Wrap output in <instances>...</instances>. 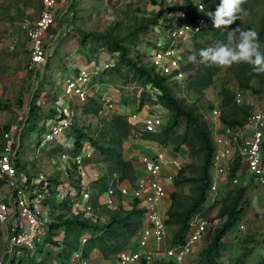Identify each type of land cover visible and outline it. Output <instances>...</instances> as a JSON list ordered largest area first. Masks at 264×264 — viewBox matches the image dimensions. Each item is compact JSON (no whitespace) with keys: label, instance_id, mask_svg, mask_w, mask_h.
I'll use <instances>...</instances> for the list:
<instances>
[{"label":"built area","instance_id":"1","mask_svg":"<svg viewBox=\"0 0 264 264\" xmlns=\"http://www.w3.org/2000/svg\"><path fill=\"white\" fill-rule=\"evenodd\" d=\"M66 2L67 0H40L38 15L17 25L29 41L28 50L31 58L26 70L34 74V80L37 79L35 70L46 62V34L54 27L58 10ZM197 3L203 1L193 0L192 10L197 15L195 24L192 25L184 13H177L183 18L180 23L168 27L167 44L161 41L156 43L157 48L153 49L148 57L150 64L159 75L177 81L179 87L183 85L188 75L183 52L181 53L182 46L192 41L202 28L210 24V17L197 10L195 6ZM204 7L206 10L205 5ZM80 61L82 65L76 66ZM115 63L116 55L110 54L107 49L102 48L95 57L89 59L85 58L82 52L77 53L75 62L71 64L70 70H67L66 76L58 84L60 90L55 91L57 98L53 101V115L45 123L42 121L44 118L41 117L43 122L41 127L44 131L38 137L39 141L34 144V157L37 162L43 152L52 153L51 164L57 174L55 180L44 171L29 174L20 168L21 134L26 128L25 121L32 99L29 98L24 111L16 121L7 125V129H5V120L0 116V128H2L0 181L4 190L0 198V264H19L22 260L30 259L37 251L45 250L46 247L60 252L62 247L54 245L52 241L61 244L64 231H59L49 240L50 226L55 222L56 216L65 212L56 211L54 208L65 202L69 207V211L65 214L94 222L98 221L97 211L102 207L116 211L120 206L129 209L136 202V207L142 210V224L126 249L117 255L118 264H141L142 260L150 264L154 257L160 254V248L166 245L167 209L163 210V205L166 200L169 201L170 193L159 179L162 177L165 181L172 182L175 173L166 168L163 157L157 155L140 158L138 161L143 165L142 175L134 184L120 181L117 175H113L108 179L104 192L99 194L93 187L98 179L92 178L90 173L95 152L93 146L85 141L80 151H77L76 145L71 148V138L72 136L76 138V135L73 133L70 136L69 132L74 126L81 105L97 95L93 92L94 86L105 83L102 81L103 74ZM105 102L110 103L108 100ZM234 102L238 106L251 105V99H245L244 92L239 90L235 92ZM153 107L160 108V111L152 113L146 109L144 115L141 110L134 109L126 116L132 125H141V132L156 133L168 119L169 113L159 105ZM161 112L165 113L161 114ZM220 113V105H218L206 116L210 130L213 131L215 153L211 161V185L207 193L205 209L218 197L221 183L236 185L244 169L254 179L256 185L264 188V153L261 148L264 142V100L259 109L251 112L242 129L223 127L220 123ZM56 114H59L58 119H55ZM216 120L218 125L214 122ZM235 158L240 161L239 170L229 181L231 163ZM175 167L180 169L178 164H175ZM119 198L128 200L129 207L123 201L119 203ZM202 213L192 215L185 243L169 247L163 252V257L160 259L163 264L169 262L192 264L195 259L194 251L202 241L208 225ZM242 222L239 224V231L244 229ZM92 236V232L84 231L79 237L80 248L73 251L64 263L57 264H88L83 247Z\"/></svg>","mask_w":264,"mask_h":264},{"label":"rangeland","instance_id":"2","mask_svg":"<svg viewBox=\"0 0 264 264\" xmlns=\"http://www.w3.org/2000/svg\"><path fill=\"white\" fill-rule=\"evenodd\" d=\"M178 1L179 0H162L161 8L165 11L177 4ZM40 7V0H0V81H4V85L0 86V110L4 108V110L9 111V113L13 115L12 122H14L19 117L20 113H22V106L26 107L29 98L32 99V101L35 100L36 104L41 107L40 116L34 121L33 127H31L30 130L25 128L22 131L20 143L21 154L19 155V158H21L20 165L22 169L29 174H37L38 172L44 171V173L50 175V177H53L55 180L57 174L53 171L51 164L52 153L43 152L36 162L34 157V144L39 141L38 137H40L44 131L41 127L43 126L42 121L45 123V121L51 117L50 111L53 109V101L57 98L55 91L60 90L58 84L60 80L66 76L67 70H70L71 64L75 62L76 54L82 52L84 57L88 59L95 57L98 54L97 49H106L104 43L107 39L95 40L94 36L110 33L112 36L118 37L120 41L128 47L129 58L139 65L152 67L154 69L149 62V55L153 48H156V43L161 41L167 44V28L170 25L173 26L180 23L183 17L181 14H177L176 11H165L163 13L164 17L161 19H166L165 22L161 21L156 28L150 27L147 33L138 32L135 37H132L130 32L136 30L139 26L148 24L155 13L160 9V6L154 5L152 0H67L65 5L58 10L54 27L46 34L45 46L47 58L45 64L35 70L37 79H33L29 84L24 83L22 88L17 90L16 87L13 88L11 78L15 72L21 69L29 74L30 71L26 70V66L29 64L31 58V54L28 50L29 41L25 33L19 30L17 25L22 21L35 18L39 13ZM261 13L262 10H258L255 14L250 16L246 11L240 10L237 14L238 19L234 21L232 25H229L228 28L232 30L240 26L245 29L246 22L252 21L254 24L252 29L258 33L257 23ZM82 32L91 35L88 39L87 48L83 47L81 44ZM258 41L261 46V51H264V39L258 36ZM197 42L207 46L213 45L211 37L198 38ZM193 44V40L188 41L183 44L181 49L184 62L187 64L191 62L188 59L190 53L195 52ZM81 65L82 63L80 61L76 66L79 67ZM218 67L220 71L213 79V86L201 92L194 91V89H189V81L186 77L183 85L177 88L172 87L176 97L180 100L184 99L185 105H194L196 113L207 115L208 111H210V106H218L219 91L222 88L227 87L232 91L237 90V83L228 71V67ZM154 71L158 74V71L155 69ZM33 75L34 74L31 76L32 78ZM126 75V68H122L118 73L111 69L104 73L102 81L105 83H103V85L99 84L94 86L93 88V92L97 94L94 95L93 99L96 103L102 105V113L94 115L85 111V106L89 108L94 106L89 103V99H91L89 98L86 103L81 105L80 111L77 113L74 120L73 127L83 130L84 133H87L90 137H97V135H99L98 132L103 127H106L102 120L108 122L116 114L128 115V113L133 111L132 109L139 110L138 105L144 90L147 92L146 94H150L151 96L158 94L150 85L143 88L139 86L138 82L129 83ZM131 77V73H129L128 79H131ZM252 86L255 92H244L245 99H251V112L255 109H259L264 100V85H262L260 81L253 80ZM106 92L113 93L109 95L111 97V100H108L110 101L109 104H106L105 100H102L101 97L103 93L106 94ZM146 109L152 113L160 111V108H154L151 104H145L140 109L144 112V115L145 112H147ZM17 112H19V114H16ZM163 113L165 112H161V114ZM41 117L44 118L42 121ZM58 118L59 114H56L55 119ZM214 122L218 125L217 120ZM5 125L7 126L8 124L5 123ZM1 129L2 128H0V141L2 135ZM131 129L134 135L123 140L122 151H127L129 157L133 161L135 158L133 159V157H131L132 153L136 154L137 151L136 149L131 151L132 146L136 147V143L142 144V142L147 141L140 139V124H137L136 127ZM182 130L183 126L181 124L177 131L180 133ZM69 133L70 136H72L73 129H71ZM75 140L76 138L72 136L71 148L74 147ZM144 146L145 145H142V147ZM163 150L166 152V156H163V159L175 175L183 166L189 163H198V160L193 158L185 147H182L179 153H173L170 151V147ZM140 151L143 154H148L146 149L144 150L142 148ZM137 164L143 168V165L139 161ZM175 164L179 165V170L175 167ZM109 168L110 165L105 162L97 151H95L91 163V172L100 179L107 176ZM53 173H55L54 176ZM108 178H106V180H108ZM241 181L243 185H250L249 183H251V187L246 196L248 204L242 219L244 229L240 231L237 229L224 238L223 242L227 247V251L222 257V264H233L235 259L239 256L243 246L246 248H251L253 246V243L246 242L248 237H252L256 240V245L258 246L247 259L242 260L241 264H258L261 258L264 257V196L252 191V186L257 190L261 187L255 184L254 179L248 173L241 178ZM77 183H80L79 179H77ZM227 185L229 184L224 183L222 185L221 183V189L219 188V190H223V192L226 191ZM167 189L169 188L167 187ZM170 191L171 193L174 191L173 185ZM122 201L129 207L130 203L128 200L118 199L119 203H122ZM168 205L169 201L166 200L163 205V210L167 209ZM216 213L217 208L210 211V213L207 214L208 219L211 220L214 218ZM97 214L99 217L97 224L99 225L106 222L109 217L106 210L103 208L98 209ZM216 224V221L208 222L207 229L216 226ZM170 236L169 233V237ZM203 242L204 237L196 247L197 249L194 253L198 254L200 252ZM168 248L169 238L167 233L166 245L160 248V254L156 255L150 264L162 263L160 259L163 257V252ZM61 253V251L56 252V250L51 247H46L45 250H39L30 259H27L26 264H38V262L41 263V261L45 264L64 263L66 260H64V255ZM196 261L197 257L192 264ZM88 264H118V262L116 257H112L110 260L103 259L99 251L95 250L88 256Z\"/></svg>","mask_w":264,"mask_h":264},{"label":"trees","instance_id":"3","mask_svg":"<svg viewBox=\"0 0 264 264\" xmlns=\"http://www.w3.org/2000/svg\"><path fill=\"white\" fill-rule=\"evenodd\" d=\"M207 6V11H215L219 0H202ZM162 0H152L160 9L155 13L152 19L143 26L137 27L136 30L130 32L132 37H135L138 32L147 33L150 27H157L161 21L166 19L163 13L165 11H176L177 13H184L187 20L194 25L197 15L192 10L193 0H179L173 7L163 10L161 7ZM241 10H244L248 15L252 16L258 10H262L257 23V31L259 38L264 39V0H242ZM167 13V12H166ZM254 26L252 21H247L245 29H252ZM168 29V28H167ZM227 28L222 30L220 28H213L210 18V24L202 28L199 33L192 39L194 42L195 52L190 55H196L197 61L186 63V70L188 71L187 79L189 81V89L194 91H202L213 86V79L220 71L215 64H201L199 61V50L215 47L219 43H228ZM81 44L87 48L90 34L81 33ZM95 40L107 39L104 43L107 51L116 55V63L110 69L117 73L122 68L127 70L128 82H138L139 86L143 88L150 85L158 94H146L142 92L139 101L138 109L140 110L145 104L159 105L168 111V119L164 121L159 131L156 133H140V139L147 142H154L160 148H171L173 153H179L182 147H185L193 158L198 160V163H189L183 166L172 180L174 191L170 194L169 206L166 212L165 226L169 238V247H176L185 243L188 237V226L192 215L202 213L207 222H217L216 226L209 227L204 235V242L200 252L195 255L197 261L195 264H222V257L227 251V247L223 242L224 238L231 232L238 229L241 223L245 210L247 207V192L250 185L241 184V178L247 173L244 169L240 181L236 185H227L226 191L219 190V195L212 205L205 209L207 203V193L211 185V161L215 153L213 143V131L208 126L206 115L196 113L194 105H185V100H180L176 97L172 87H179L177 81H172L169 77L157 74L152 67L139 65L128 57V47L116 36L110 33L95 35ZM211 37L213 45H203L197 42L198 38ZM157 48V47H156ZM153 48V49H156ZM99 50L97 49V52ZM235 82L237 83V90L241 92L251 91L255 92L252 86V81H260L264 85V73L253 71V66L247 63H237L228 67ZM105 71L104 73H106ZM131 73V79H128V74ZM32 76V72H30ZM173 84V86H172ZM227 87L219 91L218 104L220 105V123L223 127L230 128H244L248 117L251 115V107L247 105L238 106L234 102L235 92ZM264 93V91H263ZM89 103L93 107L85 106V111L97 115L102 113V105L96 103L94 99H89ZM214 107V106H213ZM209 107V110L213 108ZM41 107L36 104L35 100L30 102L29 113L25 121L26 129L29 130L34 125V121L40 116ZM54 110L50 111L53 115ZM204 118V120H203ZM105 124L98 133L97 137H90L83 130L73 127V133L76 135L75 145L77 151H80L85 141L90 142L94 150L97 151L110 165L109 172L106 177L95 181L94 189L101 194L106 188V178L110 179L113 175H117L120 181H126L134 184L142 175L141 167L138 166V160H126L122 155L123 140L128 139L134 133L131 128L136 127L129 122V119L124 114L114 115L108 122L102 120ZM183 130L179 133L177 131L180 126ZM104 126V125H103ZM7 129V126L5 127ZM262 151L264 153V142L262 144ZM21 166V165H20ZM240 161L235 158L230 167V175L228 177L231 181L239 170ZM21 170L22 166L20 167ZM223 185V184H222ZM221 189V187H219ZM97 206L96 200H94ZM136 202H134L129 209H124L122 206L115 210H106L108 219L102 225L89 219H80L78 217L69 216L68 203L55 207L56 211H65L63 214L56 216L55 222L50 226V238L59 231H64V239L62 243L54 242V245L62 247L61 254L64 255V260H67L73 251L80 248L79 237L84 231L92 232V237L88 239L83 247L84 257L95 250H98L103 259L110 260L126 249V246L131 242V239L139 232L142 224L141 214L142 210L138 209ZM217 208V213L211 220L208 219L207 214L213 209ZM170 233V237H169ZM247 243H253L251 248L242 247L239 256L235 259L233 264H241L242 260L247 259L257 248L256 240L248 237ZM260 246V245H259ZM163 264V261H161ZM26 264V260L23 261ZM20 262L19 264H23ZM38 264H45L43 261ZM141 264H146L142 260ZM169 264H175L169 262ZM258 264H264V257L261 258Z\"/></svg>","mask_w":264,"mask_h":264},{"label":"clouds","instance_id":"4","mask_svg":"<svg viewBox=\"0 0 264 264\" xmlns=\"http://www.w3.org/2000/svg\"><path fill=\"white\" fill-rule=\"evenodd\" d=\"M241 3L242 0H219L214 12L205 10L203 3H197L195 6L199 12L211 18L213 28L225 30L238 19L237 14L241 10ZM227 41L228 43H219L215 47L200 49L198 63L224 67L247 63L253 66V71L264 72V51H261L256 31L237 26L227 31ZM188 59L197 61L196 55H190Z\"/></svg>","mask_w":264,"mask_h":264},{"label":"crops","instance_id":"5","mask_svg":"<svg viewBox=\"0 0 264 264\" xmlns=\"http://www.w3.org/2000/svg\"><path fill=\"white\" fill-rule=\"evenodd\" d=\"M12 80H11V82H12V85H13V88H15L16 87V89L17 90H20L21 88H22V86L24 85V83H30L31 81H33V78L30 76V73L29 74H27L25 71H23L22 69L21 70H18L17 72H15L14 74H13V76H12V78H11ZM1 83H0V86H2V85H4V81L3 80H1L0 81ZM1 90V89H0ZM111 94H113V93H107L106 92V94H104L103 93V95L101 96L102 97V100H111L110 98V96L109 95H111ZM24 106H22V111H24ZM132 110H134V109H132ZM131 112H133V111H131ZM16 114H19V112H17ZM0 116L1 117H3V119L5 120V122L7 123V124H9V123H11L12 122V114L11 113H9V111H6V110H4V108H3V110H0ZM1 143H2V140L0 141V145H1ZM136 145V147H134V146H132V148H131V151H133V150H135L136 149V154H133L131 151H129L130 153H132V156L131 157H133V159L135 158V160H137V159H139V158H142V157H145V156H152V157H154V156H157V155H159V156H166V152H164V150H163V148H160L158 145H156V143H154V142H142V144H140V143H136L135 144ZM142 145H145L144 147H142ZM146 149L147 151H148V154H143V153H141V149ZM122 155L124 156V158L126 159V160H131V158L129 157V155H128V152L127 151H125V150H123L122 151ZM165 164H166V168L168 169V170H170V167H169V165H167V163L165 162ZM167 169H165V171H167ZM90 173H91V175H92V178H96V179H98L97 178V176L96 175H94V173L93 172H91V167H90ZM162 183H164L165 184V186L166 187H168L169 189H168V192L171 194V191H170V188L172 189V182H167V181H165V179L164 178H160L159 179ZM252 191L253 192H255V193H257V194H260V195H263L264 196V188H258V190L257 189H255V188H253V186H252ZM3 193H4V190H3V185H2V182L0 181V198L2 197V195H3ZM196 254V253H195ZM195 254H194V256H195ZM195 264V263H194Z\"/></svg>","mask_w":264,"mask_h":264}]
</instances>
